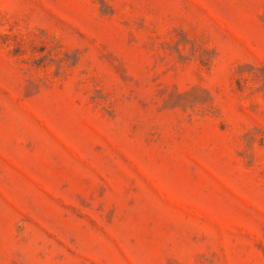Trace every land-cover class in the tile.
Returning <instances> with one entry per match:
<instances>
[{
	"label": "rangeland",
	"instance_id": "374dc122",
	"mask_svg": "<svg viewBox=\"0 0 264 264\" xmlns=\"http://www.w3.org/2000/svg\"><path fill=\"white\" fill-rule=\"evenodd\" d=\"M0 264H264V0H0Z\"/></svg>",
	"mask_w": 264,
	"mask_h": 264
}]
</instances>
